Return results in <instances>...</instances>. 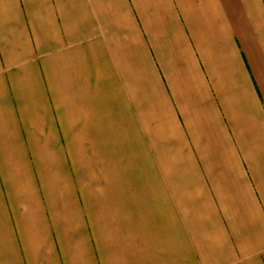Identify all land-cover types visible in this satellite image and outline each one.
Masks as SVG:
<instances>
[{
    "label": "crops",
    "instance_id": "1",
    "mask_svg": "<svg viewBox=\"0 0 264 264\" xmlns=\"http://www.w3.org/2000/svg\"><path fill=\"white\" fill-rule=\"evenodd\" d=\"M0 264H264V0H0Z\"/></svg>",
    "mask_w": 264,
    "mask_h": 264
}]
</instances>
